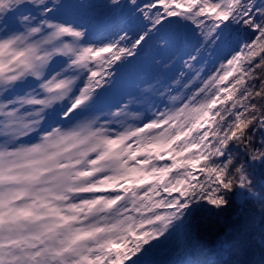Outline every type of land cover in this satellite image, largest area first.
I'll return each instance as SVG.
<instances>
[{
	"label": "snow or ice",
	"instance_id": "6c2138e0",
	"mask_svg": "<svg viewBox=\"0 0 264 264\" xmlns=\"http://www.w3.org/2000/svg\"><path fill=\"white\" fill-rule=\"evenodd\" d=\"M0 264H264V0H0Z\"/></svg>",
	"mask_w": 264,
	"mask_h": 264
},
{
	"label": "trees",
	"instance_id": "16d2710c",
	"mask_svg": "<svg viewBox=\"0 0 264 264\" xmlns=\"http://www.w3.org/2000/svg\"><path fill=\"white\" fill-rule=\"evenodd\" d=\"M231 79V78H230Z\"/></svg>",
	"mask_w": 264,
	"mask_h": 264
}]
</instances>
